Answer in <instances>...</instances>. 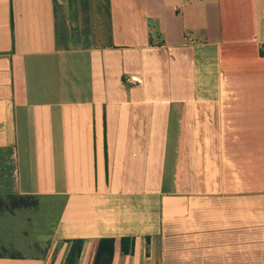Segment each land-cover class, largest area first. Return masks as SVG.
Returning a JSON list of instances; mask_svg holds the SVG:
<instances>
[{"label":"crops","instance_id":"0c3cea01","mask_svg":"<svg viewBox=\"0 0 264 264\" xmlns=\"http://www.w3.org/2000/svg\"><path fill=\"white\" fill-rule=\"evenodd\" d=\"M263 33L264 0H0V196L35 202L0 264H264Z\"/></svg>","mask_w":264,"mask_h":264},{"label":"rangeland","instance_id":"374dc122","mask_svg":"<svg viewBox=\"0 0 264 264\" xmlns=\"http://www.w3.org/2000/svg\"><path fill=\"white\" fill-rule=\"evenodd\" d=\"M38 201L40 202L38 208L31 210L25 209L20 212L19 217L15 219V238L21 240L22 244L27 245L39 238L43 240L48 239L51 234V230L53 229V224L58 216L59 208L57 204H59L60 200L56 199L54 204H52L53 202H51L49 198L42 197L38 198ZM9 203L10 201L6 204ZM3 214L5 213L1 214L3 218L7 219V217H9V215ZM24 224L27 228L26 234L22 233L19 229L23 227ZM21 251L28 252L29 250L27 247H24Z\"/></svg>","mask_w":264,"mask_h":264},{"label":"trees","instance_id":"16d2710c","mask_svg":"<svg viewBox=\"0 0 264 264\" xmlns=\"http://www.w3.org/2000/svg\"><path fill=\"white\" fill-rule=\"evenodd\" d=\"M0 196V210H3L4 208H16L19 207L21 204L25 207H32L35 205V202L33 201H15L11 202L9 204H3L1 201ZM71 246L68 251L67 257L65 259L64 264H77L78 259L80 257L82 247L84 244L83 239H74L71 240ZM117 243V239L114 237H102L99 238L95 244V252L91 258V264H112L115 246ZM120 249L124 255L130 254L133 251L134 247V238L131 237H121L119 239Z\"/></svg>","mask_w":264,"mask_h":264},{"label":"built area","instance_id":"2783aa9c","mask_svg":"<svg viewBox=\"0 0 264 264\" xmlns=\"http://www.w3.org/2000/svg\"><path fill=\"white\" fill-rule=\"evenodd\" d=\"M263 40H264V33H263ZM263 48H264V42H263ZM131 82L133 83H137L140 82L141 80L139 79V77L137 75H133L130 77Z\"/></svg>","mask_w":264,"mask_h":264}]
</instances>
